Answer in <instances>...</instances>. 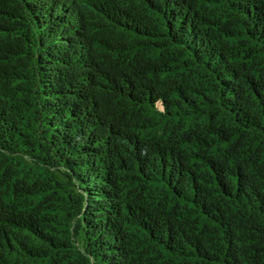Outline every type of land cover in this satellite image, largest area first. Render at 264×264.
Returning <instances> with one entry per match:
<instances>
[{
    "label": "trees",
    "instance_id": "obj_1",
    "mask_svg": "<svg viewBox=\"0 0 264 264\" xmlns=\"http://www.w3.org/2000/svg\"><path fill=\"white\" fill-rule=\"evenodd\" d=\"M0 264H264V0H0Z\"/></svg>",
    "mask_w": 264,
    "mask_h": 264
}]
</instances>
